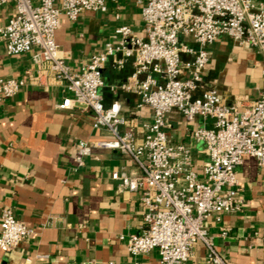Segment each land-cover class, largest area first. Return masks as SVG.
I'll return each mask as SVG.
<instances>
[{
  "label": "built area",
  "instance_id": "1",
  "mask_svg": "<svg viewBox=\"0 0 264 264\" xmlns=\"http://www.w3.org/2000/svg\"><path fill=\"white\" fill-rule=\"evenodd\" d=\"M118 1L0 0V10L11 2L16 6L15 16L0 25V42L8 55L32 53L41 77L64 84L68 96L60 109L89 112L94 129L109 133V140L74 146L76 169L94 149L118 151L138 168L136 175H113L123 189L141 193L145 207L142 232L128 237L131 264H140L139 259L153 250L158 251V264H186L198 243L207 249L208 264H228L217 250L209 223L243 209L236 186L244 158L251 156L264 167V90L249 105H227L217 87L205 84L204 72L211 60L208 48L222 37L255 49L264 60V0H131L141 10L144 34L118 26L104 50L73 72L56 43L61 17L77 22L85 12L105 13L109 2ZM183 38L195 46L183 43ZM185 55L192 60L184 61ZM129 63L133 73L120 89L136 93L138 107H148L153 114L152 121L140 125V132L118 102L107 106L101 94L104 68L111 64L122 70ZM262 75L264 79V65ZM24 84L1 81L0 102ZM173 112L188 123L198 118L213 121L212 128L192 133L206 154L200 172L191 148L169 141L168 117ZM32 234L13 209L2 211L1 251H14Z\"/></svg>",
  "mask_w": 264,
  "mask_h": 264
},
{
  "label": "crops",
  "instance_id": "2",
  "mask_svg": "<svg viewBox=\"0 0 264 264\" xmlns=\"http://www.w3.org/2000/svg\"><path fill=\"white\" fill-rule=\"evenodd\" d=\"M15 13L14 2L3 6L0 25ZM120 25L144 34L141 10L134 1L109 2L107 12H85L77 22L62 16L56 43L71 70L78 72L102 52ZM182 42L195 46L191 39ZM208 50L211 60L204 72L205 84L217 87L227 105L243 107L256 101L264 90L263 57L228 37ZM183 60L192 57L185 55ZM133 70L132 63L122 70L108 64L101 94L107 106L118 102L122 114L140 132L142 123L152 121V110L140 109L139 96L120 89ZM6 80L25 84L16 95L0 102V221L2 211L11 208L33 234L10 253L0 249V264H131L128 237L142 232L145 207L141 193L123 189L113 175H136V165L118 151L94 149L85 165L76 169L74 146L81 141L109 140V133L94 129L89 112L60 109L68 96L64 84L41 77L32 53L8 55L0 42V82ZM168 119L170 143L189 146L200 172L206 154L192 133L196 128H212L213 121L198 118L188 123L177 112ZM237 180L243 209L222 215L220 220L213 217L209 231L228 264H264V167L246 156ZM207 253L198 243L186 264H208ZM139 263L158 264V251L142 256Z\"/></svg>",
  "mask_w": 264,
  "mask_h": 264
}]
</instances>
